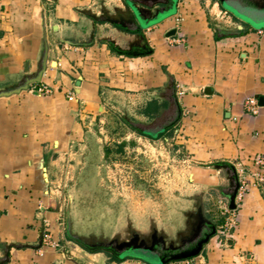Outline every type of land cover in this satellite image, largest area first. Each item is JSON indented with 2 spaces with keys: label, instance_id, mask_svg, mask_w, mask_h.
<instances>
[{
  "label": "crops",
  "instance_id": "0c3cea01",
  "mask_svg": "<svg viewBox=\"0 0 264 264\" xmlns=\"http://www.w3.org/2000/svg\"><path fill=\"white\" fill-rule=\"evenodd\" d=\"M136 2L0 0V264H152V255L83 246L61 216L62 174L90 144L91 122L80 119L119 116V109L149 128L165 123L187 152L181 162L192 167L168 178V189L186 198L168 200L170 242L189 236L198 209L215 229L206 213L213 197L226 194L220 170H246L242 203L229 200V239L211 236L196 256L164 264H264V183L248 173L254 156H264V23L247 19L264 18V0ZM126 4L144 9L145 19L132 22ZM126 117L133 131L153 133ZM126 222L106 236H120ZM45 232L59 247L43 245Z\"/></svg>",
  "mask_w": 264,
  "mask_h": 264
},
{
  "label": "rangeland",
  "instance_id": "374dc122",
  "mask_svg": "<svg viewBox=\"0 0 264 264\" xmlns=\"http://www.w3.org/2000/svg\"><path fill=\"white\" fill-rule=\"evenodd\" d=\"M136 3L139 7H146L141 2ZM250 19V23L255 26L264 23V18ZM244 104L245 107L248 105L246 102ZM118 113L119 116L109 114L95 119L77 118V121L80 119L83 122L82 125L91 122V134L87 136L90 144L88 149L76 151L71 161L72 173L68 176L62 174L61 188L64 190L60 198L61 216L66 221L68 234L74 240L92 239L98 235L111 239L106 235L110 236L126 220V224L138 228L136 231L144 236L153 226L159 232L164 231L168 226V200L170 204L176 205L184 203L186 199L180 198L183 195L178 188L168 189V178H174L173 173L180 175L181 170L186 171L192 167L191 164L181 162L187 152L178 142L176 133L171 130L163 132L165 123L149 128L126 117L121 109ZM121 116H125L137 129L151 130L152 134L163 133L155 139L142 136L133 131ZM253 163L256 170L248 173L262 184L264 156L262 163L257 164L254 160ZM224 171L228 176L226 194L213 197L206 216L215 220L217 225L212 237L228 240L234 226L223 234L218 230L235 215L228 208L235 185L237 190L234 203L238 208L247 193V181L246 170L237 165L224 166L220 170L221 174ZM179 183L173 179L170 184L180 187ZM239 191L242 192L241 198L237 197ZM194 203L198 204L196 199L190 198L189 204ZM128 229L121 232V239L127 238ZM130 255L146 257L145 254L135 252Z\"/></svg>",
  "mask_w": 264,
  "mask_h": 264
},
{
  "label": "flooded vegetation",
  "instance_id": "af4514ba",
  "mask_svg": "<svg viewBox=\"0 0 264 264\" xmlns=\"http://www.w3.org/2000/svg\"><path fill=\"white\" fill-rule=\"evenodd\" d=\"M146 0H140L141 3H145ZM262 5V4H261ZM260 7V6H259ZM264 7V4H263ZM139 16L141 19H145V13L144 9L139 8ZM214 227H209L205 224L204 220L202 218H198L197 223L194 222L192 224V228L189 230V236L188 237H183L180 241L177 243H173L168 241V237H165L164 231H158L157 234L162 236V240H158L159 242L154 244V247L150 250H135L136 254L137 252H140L141 254H145L146 256L152 255L155 256L158 260H163V261H168V258L172 257V255L176 254H181L190 251L196 244V242L204 237V235L208 232H211V230ZM150 234H152V229H150L149 233L147 235H142L144 238L141 239V244L142 245H148L152 246V238L149 237ZM156 234V236H157ZM133 238V237H132ZM119 240H127L126 239H121L118 237ZM81 244H85L88 248L91 247H100L103 248L104 250L110 252L111 254L115 256H124V255H130L132 252L131 249H126V250H118L115 248V242L110 243V239H106L103 237L102 239L99 238H92V239H87V240H81L77 239ZM170 247H174L175 249H171Z\"/></svg>",
  "mask_w": 264,
  "mask_h": 264
},
{
  "label": "water",
  "instance_id": "95a60500",
  "mask_svg": "<svg viewBox=\"0 0 264 264\" xmlns=\"http://www.w3.org/2000/svg\"><path fill=\"white\" fill-rule=\"evenodd\" d=\"M126 7H127L128 12L130 14V17H131L130 20L132 22L136 23L135 16L140 18L138 9L136 7H134V6H132V9H131V8H129V6L127 4H126ZM107 20L109 22L116 23L115 20H112V19H109V18ZM248 21L252 22V20L250 18L248 19ZM117 25L119 26L118 29H123L124 30L125 27H126L125 23L123 24L122 22L117 23ZM173 33H175L174 29L169 32V34H173ZM76 85H79V80H77ZM263 102H264V97H260L259 98V104L262 105ZM236 190H237V184L235 185L234 190L232 191L231 196H230L231 207H234V198H235ZM197 206L199 208L200 207V203ZM200 215H201V211H200V209H198L197 220L200 217ZM151 229H152V234H150L149 237L152 238L151 239L152 240V244H153L152 246L142 245L141 244V239L144 238V237L138 231H136V230H134V229H132L130 227L127 230V233H128L127 240H119L118 239L119 236H114V237H112L109 240V242L110 243L115 242L116 243L115 244V248L118 249V250L131 249L132 252L135 251V250H139V249L150 250V249H152L154 247V244L159 242L158 240H162V236L157 234L156 227L153 226ZM214 233H215V229L213 228L211 230V232L206 233L204 235V237L199 239L196 242L195 246L190 251L185 252V253H181V254L172 255V257L168 258V260L169 259H171V260H179V259H186V258H190V257L196 256L197 254L200 253L203 244L206 243L209 240V238L214 235ZM156 234H157V236H156ZM75 240L77 242H79L77 239H75ZM82 245L87 247L85 244H82ZM170 248L171 249H175L174 247H170ZM147 260L150 263H152V264H164L166 262V261H163V260H158L155 256L147 257Z\"/></svg>",
  "mask_w": 264,
  "mask_h": 264
},
{
  "label": "built area",
  "instance_id": "2783aa9c",
  "mask_svg": "<svg viewBox=\"0 0 264 264\" xmlns=\"http://www.w3.org/2000/svg\"><path fill=\"white\" fill-rule=\"evenodd\" d=\"M38 92L40 93H48L49 92V89L46 88V87H41L38 89ZM248 105V110L252 113H256L257 110H256V103H255V100H248V102H246ZM253 160L258 164V163H262L263 162V156L260 155H257V156H254ZM242 196V192L239 191V193L237 194V197L241 198ZM234 222H235V216L233 218H229L227 222H225L224 226H221L220 227V230H218L219 233H225L228 228L230 229L231 226H234ZM42 243L43 245H46V246H51V247H59L58 243L57 242H54L49 234V232H45L43 233V236H42Z\"/></svg>",
  "mask_w": 264,
  "mask_h": 264
},
{
  "label": "trees",
  "instance_id": "16d2710c",
  "mask_svg": "<svg viewBox=\"0 0 264 264\" xmlns=\"http://www.w3.org/2000/svg\"><path fill=\"white\" fill-rule=\"evenodd\" d=\"M164 131H166V129L164 130ZM163 131V132H164ZM163 132H158V133H156V134H151V133H144V132H137V133H139L140 135H142V136H145V137H147V138H150V139H155V138H157L158 136H160Z\"/></svg>",
  "mask_w": 264,
  "mask_h": 264
}]
</instances>
